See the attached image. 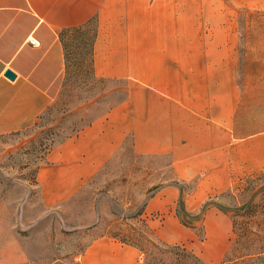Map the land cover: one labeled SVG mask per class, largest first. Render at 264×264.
Here are the masks:
<instances>
[{
	"label": "rangeland",
	"instance_id": "1",
	"mask_svg": "<svg viewBox=\"0 0 264 264\" xmlns=\"http://www.w3.org/2000/svg\"><path fill=\"white\" fill-rule=\"evenodd\" d=\"M192 6L194 13L206 11L187 19L198 33L185 37L212 42L211 53L219 47L234 74L231 78L227 69V109L236 112L225 140H219L220 147L226 145L223 154L216 153L220 161L208 170V157L199 158L202 168L189 172L195 176L181 177L171 153L141 155L132 135L94 177H77L80 165L71 155L64 160L59 141L45 162L24 154L21 146L57 125L59 140L74 137L127 100L133 88L125 80L98 77L91 89L80 90L79 80L70 75L37 125L0 136V264H81L80 256L102 237L135 249L141 263L135 245L141 246L144 223L159 240L185 245L207 264L222 262L232 238L229 213L243 210L264 189V0H208ZM205 148L183 150L178 160ZM178 215L197 230L183 226Z\"/></svg>",
	"mask_w": 264,
	"mask_h": 264
},
{
	"label": "crops",
	"instance_id": "2",
	"mask_svg": "<svg viewBox=\"0 0 264 264\" xmlns=\"http://www.w3.org/2000/svg\"><path fill=\"white\" fill-rule=\"evenodd\" d=\"M206 1L0 0V136L32 128L51 107L65 80L61 31L96 18L95 75L133 88L127 100L60 143L59 154L79 163L77 177H94L132 135L141 155L171 153L178 176H195L189 172L202 168L199 158L208 157L210 170L236 110L227 109L225 54L216 45L211 53L212 42L185 37L198 33L188 20L206 11L194 13L192 5ZM201 144L209 148L178 160ZM136 257L135 249L102 237L80 262L137 264Z\"/></svg>",
	"mask_w": 264,
	"mask_h": 264
},
{
	"label": "trees",
	"instance_id": "3",
	"mask_svg": "<svg viewBox=\"0 0 264 264\" xmlns=\"http://www.w3.org/2000/svg\"><path fill=\"white\" fill-rule=\"evenodd\" d=\"M97 28V19L93 18L80 26L64 29L60 33L65 53L64 83L66 79L68 81L70 75H75L76 80H79L80 90L91 89L92 84L95 83L93 81L99 80L94 70V44L97 38ZM64 89L66 90V87ZM73 89L75 90L76 87ZM59 127L57 125L42 131L37 138L21 146L19 150L25 149L24 154L26 155L36 154L35 157L39 161L45 162L58 141L62 143L70 138L59 140ZM39 169L40 165L31 176L33 186L38 185ZM255 196H251L255 197L254 200L243 210L229 213L232 222V238L230 247L220 264H264V189ZM145 208L139 211V216L143 215ZM216 208L227 214L221 207L216 206ZM178 217L180 219V215ZM180 222L185 227L197 230L196 226L187 225L182 219ZM144 225L146 230H143L138 240L141 246L135 245L143 255L141 263L137 264H207L185 245H171L159 240L149 226L146 223Z\"/></svg>",
	"mask_w": 264,
	"mask_h": 264
},
{
	"label": "water",
	"instance_id": "4",
	"mask_svg": "<svg viewBox=\"0 0 264 264\" xmlns=\"http://www.w3.org/2000/svg\"><path fill=\"white\" fill-rule=\"evenodd\" d=\"M5 76L10 80H14L16 78V75L11 70H7Z\"/></svg>",
	"mask_w": 264,
	"mask_h": 264
}]
</instances>
